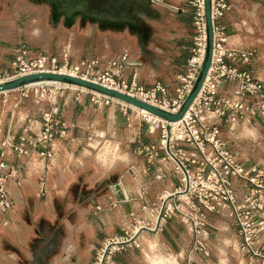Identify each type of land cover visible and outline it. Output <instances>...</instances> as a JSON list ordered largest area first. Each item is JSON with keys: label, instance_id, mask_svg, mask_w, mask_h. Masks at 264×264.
<instances>
[{"label": "crops", "instance_id": "crops-1", "mask_svg": "<svg viewBox=\"0 0 264 264\" xmlns=\"http://www.w3.org/2000/svg\"><path fill=\"white\" fill-rule=\"evenodd\" d=\"M194 1L166 0L169 6H155L134 0L127 9L112 10L104 6L79 30L73 18L52 13L48 31L34 29L30 38L22 36L23 44L31 54H46L43 45L49 39L54 48L47 53L59 66L96 59L97 74L128 54L121 78L144 90L159 86L165 92H158V99L168 102L183 85L192 56ZM225 3L215 26L223 30L230 47L248 55L247 61L226 62L264 85V0ZM6 59L10 70L14 56ZM77 94L72 90L60 100L54 119L56 130L65 134L63 138L56 134L54 156L48 161L40 157L39 149L27 156L13 149L21 137H39L43 114L25 112L18 126L13 119L9 123L0 118V136L11 141L5 162L17 170L19 181L8 184L12 206L0 212V264H93L107 238L124 236L135 220L152 222L161 198L180 187L181 177L169 153L155 150L160 141L153 134L141 140L149 134L143 120L134 119L133 125L117 103L95 107L88 103L90 94L79 95H84V102L74 99ZM223 220L210 216L211 256L195 255V264H222V260L251 264L240 251L232 222ZM134 241L136 246L115 254L113 264H186L191 231L173 216L157 232L140 230Z\"/></svg>", "mask_w": 264, "mask_h": 264}, {"label": "built area", "instance_id": "built-area-1", "mask_svg": "<svg viewBox=\"0 0 264 264\" xmlns=\"http://www.w3.org/2000/svg\"><path fill=\"white\" fill-rule=\"evenodd\" d=\"M151 3L155 6H169L166 0H151ZM194 7L192 56L187 64L183 85L177 89L176 97L171 101L158 99L157 93L165 92L159 86L152 90H144L136 84L128 86L127 81L121 79V72L129 60L128 54L113 60L110 69L102 76L92 78L88 71H82L84 65L59 66L56 59L31 56L30 51L25 46H21L14 50L12 72L0 80V83L39 72L63 73L129 93L176 113L191 91L206 53L207 35L203 0H195ZM225 9V0L212 1L214 23L212 62L199 94L176 129H173L171 125L173 123L169 124L144 110L86 90L85 93L93 94V101L96 104L117 103L125 116L142 119L149 127V133L153 134L154 128L155 131L161 130L160 147L155 150L169 153V159L181 177L180 187L173 194L161 198L159 210L152 222L141 224V221L135 220L134 226L125 232L124 236L107 238L96 251L93 264H113L116 253L126 247L136 246L134 237L140 230L149 229L157 232L173 216L191 231V245L186 264H195L193 259L195 255L204 259L211 256L210 216L229 219L240 239V251L250 259L251 264H264V173L256 166H244L222 140L220 126L210 122V117L207 116L208 113H212L227 122H239L249 115H264V85L250 73L239 72L226 62V59L247 61L248 55L230 47L223 30L216 28L215 22L223 15ZM51 83L42 82L24 88L49 86L52 85ZM57 95L52 100L49 112L43 115L45 122L39 137H21V143L13 148L19 155L27 156L35 149H39V155L43 160L48 161L53 158V142L56 134L59 138H63L65 134L56 130L54 117L59 111ZM249 97L254 99L252 103L249 102ZM167 126H170L169 138ZM24 132H27V129ZM8 141L11 142L0 136V212L2 213L7 212L12 206L8 184L10 182L19 184L17 170L8 167L5 162V151L10 147ZM41 183L42 192H45L44 182Z\"/></svg>", "mask_w": 264, "mask_h": 264}, {"label": "rangeland", "instance_id": "rangeland-1", "mask_svg": "<svg viewBox=\"0 0 264 264\" xmlns=\"http://www.w3.org/2000/svg\"><path fill=\"white\" fill-rule=\"evenodd\" d=\"M132 2L134 1L132 0ZM56 12L62 13L61 15L63 18H65L67 15L72 16L73 24H75V28L78 30L81 28L83 23L89 22V20L92 18L90 14H86L84 12H60L58 9V4L55 0H0V80L12 72V64L10 67L11 69L8 70L6 67L7 63L5 61H7L6 58L14 56V50L16 48L25 46L23 44L25 39L22 38V36H26V39L28 37L30 38L31 35L29 34H31L36 28L43 29L42 31L47 32L52 19L51 14H55ZM43 46L46 54H31V56H45L56 59L55 57H50L47 53L51 52L54 48L53 42L49 39H46V42ZM65 57L67 58L68 55L64 53L63 58L65 59ZM64 64L72 66L84 65L82 67V71H88L92 78H98L102 76V74H97L95 69L98 64L96 59L82 61L77 64ZM110 65L105 72L110 69ZM51 84L52 85L49 86L43 85L41 87H28L9 93H2L4 95H0L2 96L1 100L3 103L0 108L2 110V112H0V118L6 119V121L9 123L10 121L12 122L13 119V121L16 122V125L18 126L21 124L20 122H23V113L30 112L33 114V112H36L37 114L41 113L44 115V113L49 112L53 103L52 100L57 94L59 108L61 98H68L72 90L76 89H78L77 91L79 94H77L74 99L77 98V102H84V95H79L81 93L86 94V90L71 85L67 86L65 84L57 83ZM81 90L84 91L80 92ZM5 94L8 96L7 101H5ZM93 100L92 94L88 98V103L98 107V104H96ZM248 100L250 103H252L254 99L249 97ZM14 112L16 113L15 117H13ZM207 116L210 117V122L216 123L220 126L222 140L227 143L230 151L234 153V155L242 164H246V167H253L259 164V166H256L257 169L264 171V115H249L247 118H245V120L239 122H227L212 113H208ZM125 117L132 124L134 119H139L136 116L130 115ZM143 125L149 132V127L144 121ZM150 134L151 133H144L141 140L150 138L146 137ZM151 136H153L155 140L160 141L162 140V131L154 130V133ZM223 219V221L226 222L230 221L227 218ZM222 264H227V262L222 260Z\"/></svg>", "mask_w": 264, "mask_h": 264}, {"label": "water", "instance_id": "water-1", "mask_svg": "<svg viewBox=\"0 0 264 264\" xmlns=\"http://www.w3.org/2000/svg\"><path fill=\"white\" fill-rule=\"evenodd\" d=\"M60 4L63 8V4L65 0H55ZM73 3H76V7L66 8L65 5L63 10H69L70 12H82L84 8L79 4V0H72ZM151 2V0H148ZM212 1L213 0H203L204 2V15L206 20V35H207V43H206V53L201 65L199 74L191 91L189 92L188 96L180 106L178 112L173 113L168 110H165L162 107L153 105L149 102L141 100L129 93L121 92L116 89L109 88L102 84L96 83L94 81H90L88 79L74 77L70 75H66L63 73H56V72H39L33 73L28 75L19 76L17 78H13L11 80L1 82L0 83V94L8 93L12 91H16L27 87L32 84L42 83V82H59L60 84L76 86L82 89H86L88 91L101 94L113 99H117L119 101L125 102L130 104L138 109L144 110L149 114L164 120L166 122L174 123L180 121L184 118L185 114L189 110L192 102L199 94L210 69V65L212 62V55H213V45H214V23L212 19ZM108 10H112L115 6V0H108ZM111 6V7H110ZM167 134L168 138L170 137V126H167ZM169 141V140H168ZM145 231H151L149 229H143ZM153 232V231H151Z\"/></svg>", "mask_w": 264, "mask_h": 264}, {"label": "flooded vegetation", "instance_id": "flooded-vegetation-1", "mask_svg": "<svg viewBox=\"0 0 264 264\" xmlns=\"http://www.w3.org/2000/svg\"><path fill=\"white\" fill-rule=\"evenodd\" d=\"M134 1V0H133ZM74 1L72 0H65L63 4V8L65 5L66 8H71L76 7V3H73ZM108 0H79V4L84 8L82 12H85L86 14H90L92 17H95L97 15V12L100 11L104 6H108ZM105 3V5H104ZM132 0H115V6L113 8H120V9H127V7L132 6ZM58 4V9L60 12H70L69 10H63V8ZM111 7V6H110ZM112 8V9H113ZM75 13V12H74Z\"/></svg>", "mask_w": 264, "mask_h": 264}, {"label": "bare ground", "instance_id": "bare-ground-1", "mask_svg": "<svg viewBox=\"0 0 264 264\" xmlns=\"http://www.w3.org/2000/svg\"><path fill=\"white\" fill-rule=\"evenodd\" d=\"M66 18H69V19H72V16H66ZM54 83H57V84H60L59 82H54ZM76 87V86H74ZM86 90V89H85ZM187 116V115H186ZM180 123V121H177V122H174L173 124H171L173 126V129H176V126ZM155 130V128H154ZM180 196H183V194H180Z\"/></svg>", "mask_w": 264, "mask_h": 264}]
</instances>
